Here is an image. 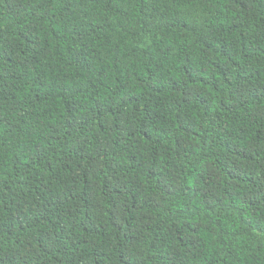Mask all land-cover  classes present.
Returning <instances> with one entry per match:
<instances>
[{"label":"trees","instance_id":"16d2710c","mask_svg":"<svg viewBox=\"0 0 264 264\" xmlns=\"http://www.w3.org/2000/svg\"><path fill=\"white\" fill-rule=\"evenodd\" d=\"M0 264H264V0H0Z\"/></svg>","mask_w":264,"mask_h":264}]
</instances>
